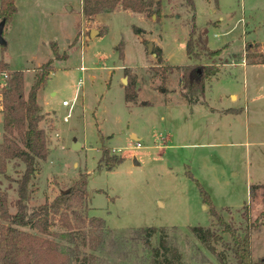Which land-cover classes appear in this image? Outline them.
I'll list each match as a JSON object with an SVG mask.
<instances>
[{
    "label": "rangeland",
    "instance_id": "1",
    "mask_svg": "<svg viewBox=\"0 0 264 264\" xmlns=\"http://www.w3.org/2000/svg\"><path fill=\"white\" fill-rule=\"evenodd\" d=\"M192 1L193 51L201 54L199 61L185 52L191 14L183 0H167L159 18L144 16L148 24L124 12L100 14L95 21L104 27L87 23L82 0H16L17 11L4 28L0 60L23 72L25 90L33 84L34 70L54 58L50 43L67 56L53 61L38 95V125L49 153L31 180L28 208L53 200L80 174L87 175L88 195L93 191L88 215L103 219L109 229L99 253L104 264H149L141 231L148 227L165 228L183 264H221L190 233L191 226L211 227L222 235L224 242L216 250L226 264H234L231 239L202 203L200 189L239 235L246 217L253 221L262 210L264 64L257 63L264 57V0ZM137 26L160 42L162 66L215 64L217 71L205 80L198 104L184 100L181 73L158 71L153 55L147 54V66L139 68L146 59L132 33ZM88 30L97 32L94 39ZM121 41L122 56L116 50ZM220 49L214 60L205 55ZM124 67L135 68L130 69L136 78L135 104L124 100ZM64 101L74 102L66 123L69 107L62 106ZM73 140L80 149H72ZM104 150L106 161L122 156L123 162L107 170L101 162ZM23 172L24 164L14 160L7 164L9 179L0 176V192H6L11 214ZM250 238L252 260L257 261L264 256V224ZM158 240L159 232L150 237L151 246L158 247Z\"/></svg>",
    "mask_w": 264,
    "mask_h": 264
},
{
    "label": "trees",
    "instance_id": "2",
    "mask_svg": "<svg viewBox=\"0 0 264 264\" xmlns=\"http://www.w3.org/2000/svg\"><path fill=\"white\" fill-rule=\"evenodd\" d=\"M15 1L0 0V21L3 20L5 26L17 11ZM183 1L191 14L189 17L191 31L188 34L185 52L199 61L201 54L193 51L196 43L194 3L192 0ZM217 2L218 0H215L216 4ZM82 4V13L86 19H91L103 12L115 11L117 7L133 13H142L147 17L154 15L156 18L160 17L162 10L161 0H82ZM103 32L100 31L99 35ZM133 33L141 35L143 30L134 27ZM79 36L80 33L75 36L74 42L78 41ZM146 44L147 42L143 40L145 49ZM122 45L121 41L116 47L121 56L123 55ZM249 47L250 45L246 46L248 50ZM50 48L54 58L34 70L33 84L28 93L24 91L23 72L20 70L8 72V65L0 60V74L3 72L7 74L6 84L0 89L3 126L0 144V176L3 175L9 179L6 168L10 161L20 160L24 164L22 177L16 181L18 198L14 203L16 211L14 214L8 211L6 192H0V264H104L99 253L105 247L109 229L103 219L88 215L87 175L80 174L69 189L59 191L60 193L53 200H46L37 207L28 208V199L33 194L30 190L31 180L38 172L39 162L45 161L49 153L45 131L38 125L42 117V109L37 103V95L53 71V61L67 58L65 54H58L57 43H50ZM221 52L222 49L206 50L205 55L214 60L220 56ZM152 53L155 54L157 64L160 65L158 71L168 72L175 69L181 73L179 82L186 91L183 95L186 103L198 104V95L205 90V80L217 71L215 64L162 66L161 49L154 46ZM257 55L261 54H255L253 57ZM257 64H264V57ZM123 71L128 81L124 89V100L126 103L135 104L136 78L131 76L132 71L129 68H124ZM165 74L162 73L163 79ZM106 156L108 152L104 150L101 162H105L107 170L114 169L124 160L121 156L110 162L108 159L105 160ZM101 162L98 167L102 164ZM261 187L264 188V185ZM200 192L202 203L209 206V213L222 229L221 233L227 234L231 239L229 250L234 257V264H264V256L257 261L252 260L250 238L251 234L259 231L264 224V192L261 197L262 210L253 221L246 217L247 226L243 235H239L234 228L224 222L211 204L208 193L202 188ZM141 231L145 244L150 250L149 264H183L181 253L176 246L170 245L165 228L148 227ZM189 231L208 252L217 257L221 264H226V257L216 250V244L224 242L222 235L213 231L211 227L191 226ZM157 232H159V244L158 247H152L149 239Z\"/></svg>",
    "mask_w": 264,
    "mask_h": 264
},
{
    "label": "crops",
    "instance_id": "3",
    "mask_svg": "<svg viewBox=\"0 0 264 264\" xmlns=\"http://www.w3.org/2000/svg\"><path fill=\"white\" fill-rule=\"evenodd\" d=\"M167 0H161V2H162V10L165 8L164 6H165V3H167L166 2ZM117 12H124V13H126V14H128V15H131V16H136V17H138V19L140 20V21H142V22H146L147 24L148 23H151V21H149L148 19H145V15L144 14H142V13H136V12H131V11H129V10H123V9H121L120 7H117V9L115 10V11H112V12H103V13H100V14H103V15H108V14H114V13H117ZM99 14V15H100ZM99 15H96L95 17H93V18H91V19H86L85 17V20L87 21V23L89 22V23H93V24H98L99 26H101V27H104V26H102V24H101V22H98V21H95V18L97 17V16H99ZM163 20H164V18H163ZM152 22H154V21H152ZM162 21H160V23H161ZM138 28H140V29H142L143 30V33L141 34V35H136V34H134L133 33V30H132V33L134 34V36L136 35L139 39H140V41H141V44L143 45V40H149V42L150 43H152L153 44V46H156V47H158V48H160L161 49V52H162V48H161V46H160V42L158 43L154 38L152 39V36H150V32L148 31V30H146V29H144V28H142V27H139V26H137ZM106 29V28H105ZM90 31L91 30H88V33L90 34ZM94 39V38H93ZM148 42V43H149ZM205 43H206V46H207V41L205 40ZM59 47V46H58ZM142 54H143V56L145 57V59H146V63L143 65V66H141V67H139V68H142V67H146L147 66V63H148V55H149V53H147L146 52V49H145V46L143 45V49H142ZM148 54V55H147ZM155 57V56H154ZM163 60H164V58H163ZM166 61V60H165ZM6 63V62H5ZM7 64V63H6ZM8 65V64H7ZM8 68H9V70H11L12 71V69H10V66L8 65ZM124 68H129V69H135V68H131V67H124ZM124 68L122 69V71L124 70ZM123 74H124V71H123ZM29 90V89H28ZM28 90H25V86H24V91L26 92V93H28L29 91ZM41 93V91L39 90V92H38V95ZM38 95H37V102H38ZM0 117H1V119H2V112H1V107H0ZM1 126H2V120H1ZM2 129H3V126H2ZM3 132V131H2ZM136 139H137V137H136ZM139 139H137V141H138Z\"/></svg>",
    "mask_w": 264,
    "mask_h": 264
},
{
    "label": "water",
    "instance_id": "4",
    "mask_svg": "<svg viewBox=\"0 0 264 264\" xmlns=\"http://www.w3.org/2000/svg\"><path fill=\"white\" fill-rule=\"evenodd\" d=\"M4 28H5V23H4L3 20H1L0 21V46H2V45L5 46L6 45V42L3 39V31H4ZM96 35H97V32L96 31H94V30H91L90 31V38H93V36H96ZM152 47H153V44L152 43H150V42L147 43L146 44V52L149 53L150 55L155 56V54L152 53ZM123 84H126V79H123ZM73 141H74V143L72 145V149L73 150L80 149V147H81L80 143L78 141H76V140H73ZM62 192L68 193L67 191H62ZM92 193H93V191L90 190L89 195H88L89 198L92 196Z\"/></svg>",
    "mask_w": 264,
    "mask_h": 264
},
{
    "label": "built area",
    "instance_id": "5",
    "mask_svg": "<svg viewBox=\"0 0 264 264\" xmlns=\"http://www.w3.org/2000/svg\"><path fill=\"white\" fill-rule=\"evenodd\" d=\"M1 75V77H0V89L2 88V87H4L5 86V80H6V77H7V74H5L4 72L3 73H1L0 74ZM0 97H1V95H0ZM73 103L74 102H71V103H69V102H62V106L63 107H69V110H68V114L63 118V122L64 123H66L67 121H68V119H69V117H70V115H71V113H72V109H73ZM139 145V144H138Z\"/></svg>",
    "mask_w": 264,
    "mask_h": 264
}]
</instances>
